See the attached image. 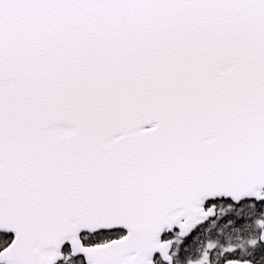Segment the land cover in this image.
Here are the masks:
<instances>
[{
	"label": "snow or ice",
	"instance_id": "obj_1",
	"mask_svg": "<svg viewBox=\"0 0 264 264\" xmlns=\"http://www.w3.org/2000/svg\"><path fill=\"white\" fill-rule=\"evenodd\" d=\"M0 264H264V0H0Z\"/></svg>",
	"mask_w": 264,
	"mask_h": 264
}]
</instances>
